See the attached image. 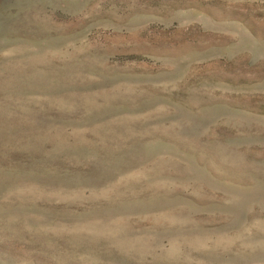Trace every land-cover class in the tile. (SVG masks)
Here are the masks:
<instances>
[{
  "label": "rangeland",
  "instance_id": "1",
  "mask_svg": "<svg viewBox=\"0 0 264 264\" xmlns=\"http://www.w3.org/2000/svg\"><path fill=\"white\" fill-rule=\"evenodd\" d=\"M0 264H264V0H0Z\"/></svg>",
  "mask_w": 264,
  "mask_h": 264
}]
</instances>
